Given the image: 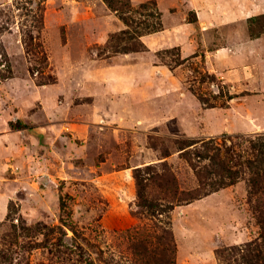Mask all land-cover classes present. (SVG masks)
Listing matches in <instances>:
<instances>
[{
    "label": "rangeland",
    "instance_id": "rangeland-1",
    "mask_svg": "<svg viewBox=\"0 0 264 264\" xmlns=\"http://www.w3.org/2000/svg\"><path fill=\"white\" fill-rule=\"evenodd\" d=\"M130 1L156 3L160 17L133 12L128 27L105 0H0V251L11 264H131L128 234L143 224L171 226L176 264H247L246 243L264 233L245 161L264 134V0ZM127 28L142 35L113 38ZM132 42L144 47L125 51ZM207 143L221 158L234 145L236 182L163 213L140 205L137 173L165 162L197 187Z\"/></svg>",
    "mask_w": 264,
    "mask_h": 264
},
{
    "label": "trees",
    "instance_id": "trees-1",
    "mask_svg": "<svg viewBox=\"0 0 264 264\" xmlns=\"http://www.w3.org/2000/svg\"><path fill=\"white\" fill-rule=\"evenodd\" d=\"M107 4L114 10L120 12L128 27H132L135 19L130 14L140 13L143 16L160 17L158 10H153L156 3L150 2L142 4L138 8H133L130 0H105ZM145 7L144 12L142 8ZM261 18V17H259ZM41 20V18H38ZM144 22V20L142 21ZM141 22V23H142ZM263 27V26H262ZM162 29V21L160 19L149 24L146 28L147 32H153ZM254 29H252L253 31ZM137 31L127 28L122 34H115L113 38L127 40L131 42L135 38ZM142 35L137 33L136 36ZM141 47H138L136 42L124 47L125 51L139 50L144 47L141 42ZM174 50H177L175 47ZM179 54V52L177 53ZM185 60L180 57L178 64L184 63ZM214 140L211 139L210 142ZM250 152L247 153L246 163L250 171V200H253L254 209L257 213V218L260 224L264 225V134H259L254 138H250ZM206 146V144H205ZM213 153L208 152L207 158L210 160L205 167L195 166L198 176V186L192 188H184L180 185V181L174 171L169 169L168 164L163 162L159 169L151 164L144 168L145 175L141 172L136 174L138 183V195L141 198L140 205H143L155 214L156 210H161V213L173 207L176 203L190 202L200 198L203 195L209 194L219 189V187L227 184H233L239 177V170L234 168V156H231L234 151V145L228 147L226 156L220 157L221 148L216 145L206 146ZM199 156H203L198 153ZM140 169V168H138ZM221 178L210 180L207 182L206 177ZM207 184L209 185L207 187ZM157 187L156 198L149 200L147 193ZM156 200V202H155ZM159 201V202H158ZM158 202V203H157ZM160 205V206H159ZM47 235L48 232H42ZM130 250L133 254L131 264H176V250L173 230L168 224L157 227L156 225H137L130 229L129 234ZM244 259L247 264H264V233H261L256 239L246 243L244 247ZM0 264H11L7 262V255L0 251Z\"/></svg>",
    "mask_w": 264,
    "mask_h": 264
},
{
    "label": "crops",
    "instance_id": "crops-1",
    "mask_svg": "<svg viewBox=\"0 0 264 264\" xmlns=\"http://www.w3.org/2000/svg\"><path fill=\"white\" fill-rule=\"evenodd\" d=\"M188 25H190V23L186 24V27L189 29L190 26H188ZM252 41H253V40H252Z\"/></svg>",
    "mask_w": 264,
    "mask_h": 264
}]
</instances>
